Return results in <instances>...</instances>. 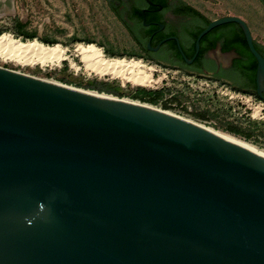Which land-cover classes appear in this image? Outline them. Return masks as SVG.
Returning a JSON list of instances; mask_svg holds the SVG:
<instances>
[{
	"label": "water",
	"instance_id": "1",
	"mask_svg": "<svg viewBox=\"0 0 264 264\" xmlns=\"http://www.w3.org/2000/svg\"><path fill=\"white\" fill-rule=\"evenodd\" d=\"M227 23L258 61L261 94L264 56L242 17L212 19L197 48ZM0 264H264V154L0 66Z\"/></svg>",
	"mask_w": 264,
	"mask_h": 264
},
{
	"label": "rangeland",
	"instance_id": "2",
	"mask_svg": "<svg viewBox=\"0 0 264 264\" xmlns=\"http://www.w3.org/2000/svg\"><path fill=\"white\" fill-rule=\"evenodd\" d=\"M211 20L228 11H243L252 34L264 42V5L246 0H187ZM255 2V3H254ZM227 9V10H226ZM16 14V15H15ZM32 16V21H26ZM48 18V19H47ZM23 41L39 39L46 46L66 47L60 64L0 58V66L71 87L139 102L182 116L239 139L264 152V100L205 75H195L149 59L132 39L123 21L105 0H18L13 14L0 16V34ZM94 44L108 59L140 60L155 82L135 84L120 75L88 68L76 48ZM72 60L76 65L72 64ZM152 70V71H151ZM94 80L110 83L111 91L92 88ZM144 88L146 93H139Z\"/></svg>",
	"mask_w": 264,
	"mask_h": 264
},
{
	"label": "flooded vegetation",
	"instance_id": "3",
	"mask_svg": "<svg viewBox=\"0 0 264 264\" xmlns=\"http://www.w3.org/2000/svg\"><path fill=\"white\" fill-rule=\"evenodd\" d=\"M258 1L264 5V0ZM17 2L0 0V16L13 13ZM105 2L123 21L141 52L152 61L187 73L205 75L264 98V82L260 94L257 80L258 61L238 23L211 29L201 38L198 50L197 39L211 21L194 12L191 6H195L187 0ZM26 21H32V16ZM254 43L264 56V42L254 38Z\"/></svg>",
	"mask_w": 264,
	"mask_h": 264
},
{
	"label": "bare ground",
	"instance_id": "4",
	"mask_svg": "<svg viewBox=\"0 0 264 264\" xmlns=\"http://www.w3.org/2000/svg\"><path fill=\"white\" fill-rule=\"evenodd\" d=\"M67 50L68 49L61 44L46 46L43 42L39 41V39L23 41L9 32L0 34V58L4 59H14L24 63L41 62L45 64L47 62H52L60 64L64 59L68 58ZM76 52L81 56L88 68H94L102 74L112 73L114 75H120L133 81L135 84L148 85L155 82L153 73L147 72L145 64L140 60L108 59L104 56L101 48H98L94 44H79L76 48ZM72 64L76 65L73 60ZM215 132L224 137L243 143L264 154L263 151L239 139L218 131Z\"/></svg>",
	"mask_w": 264,
	"mask_h": 264
},
{
	"label": "trees",
	"instance_id": "5",
	"mask_svg": "<svg viewBox=\"0 0 264 264\" xmlns=\"http://www.w3.org/2000/svg\"><path fill=\"white\" fill-rule=\"evenodd\" d=\"M192 10L194 12H196L197 14H199L200 16H202L203 18H206L207 21H211V19L209 17H207L204 13H202L199 9L191 6ZM227 24H234V23H227ZM240 35L243 37L244 39V35H243V32H240ZM92 88H97L99 90H105V91H111L110 89V83L109 82H106V81H100V80H94L91 85ZM138 92L139 93H146L147 90L144 89V88H140L138 89Z\"/></svg>",
	"mask_w": 264,
	"mask_h": 264
},
{
	"label": "crops",
	"instance_id": "6",
	"mask_svg": "<svg viewBox=\"0 0 264 264\" xmlns=\"http://www.w3.org/2000/svg\"><path fill=\"white\" fill-rule=\"evenodd\" d=\"M240 5L241 8H246V0H237ZM250 0H248L249 3ZM256 1V0H255ZM255 3V2H254ZM197 8V7H196ZM198 9V8H197ZM200 10V9H199ZM227 10V9H226ZM201 11V10H200ZM203 13V11H201ZM225 15H235V16H239L242 17L244 20L249 21V19L247 18V15L245 14L244 10L243 11H228L225 12ZM208 17V16H207Z\"/></svg>",
	"mask_w": 264,
	"mask_h": 264
}]
</instances>
